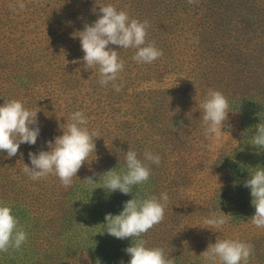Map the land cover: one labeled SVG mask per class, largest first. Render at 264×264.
<instances>
[{
	"label": "rangeland",
	"instance_id": "1",
	"mask_svg": "<svg viewBox=\"0 0 264 264\" xmlns=\"http://www.w3.org/2000/svg\"><path fill=\"white\" fill-rule=\"evenodd\" d=\"M173 1V7L179 10V16L187 20L190 14L185 12L181 3L175 4V0ZM17 2L18 0H0V105L5 100H10L9 95L2 90L3 84H10L22 91L17 99L32 104L41 103L38 99H42L48 103L49 108L52 107L48 113L35 107L45 121L42 124L46 130L45 137L47 133L49 135L46 141L38 138L37 143L30 145V148L37 154L41 150H49L47 141H54L56 136L63 134L61 127H64L67 118L75 111L84 113L88 121L87 127L90 131H97L100 137L103 133L115 132V139L123 137L127 141L108 150L100 163L85 166L83 174L73 178L71 192L68 189L67 194H55L52 199L48 197L47 189L57 179L55 176L49 174L45 179L34 181L22 172L26 164L23 153L18 151L16 156L8 158L6 151L0 152V185L18 186L21 189L17 191L27 197L25 202L20 201L22 204L16 206V211L21 215L22 225L23 222L31 223L32 241L49 235L47 227H50L52 236L59 235L56 236L58 242L72 240V234L64 232L66 223L63 216L67 211L74 212L72 208H67L68 202L78 200L79 203H90L103 180L101 176L92 186L95 191H91L86 177L82 176L102 163L106 164L111 158H114L112 169L114 165L120 167L113 171L122 173L126 170L125 152L130 147L141 160L146 150L161 157L159 166L149 165L153 179L149 178L147 189L150 195L153 193L159 197L166 192L169 196L163 222L159 223L158 229L153 233L149 232V238L156 237L153 242L147 243L148 247L163 248L170 258L175 257V264H205L200 254L206 250L209 242L215 243L217 236H221L252 244L254 254L250 258V264H264V228L255 227L250 220L255 210L250 217L243 219L236 215L237 221L234 222L232 215L235 214L232 213H236V208L230 205V199H234L237 181L227 184L223 181L224 178L216 176L212 170L213 174L208 172L206 168L211 165L222 139L230 134L221 133L211 139L204 135L202 114L197 113L199 103L205 98L204 69L198 68L199 64L194 62H198V56L192 52V56H188L190 49L195 47L194 36L187 33V29L181 28L180 24L166 26L172 30L178 27L179 30L184 29L182 32L178 30L174 34L177 38H173V34L159 20H153L159 23L161 31L156 35L148 34L146 40L155 41L156 47L163 50V56L151 64L130 60L132 48L120 49L117 45H109L118 51L119 58L125 61V67L118 74L117 80V83L123 84L122 90L116 92L112 87L102 91L103 99L114 96L108 99L112 105L106 107L102 102H96L97 97H100L98 67L86 69L81 58L83 56L79 58L75 55L79 46L81 47L80 40H76L77 30L98 18V5L111 4L117 10L119 7V10L124 11L132 9L131 16L147 20L151 15L152 19H156L155 15L164 2H153L151 8L155 7L156 10L152 14L148 8L143 14L145 0H125L124 3L121 0H23V10H11L9 5ZM195 3L202 5L201 0H196ZM230 7H233L232 3L225 5V12ZM175 8H171L170 22L178 21ZM88 10L93 12L92 16L87 14ZM243 26L240 27L237 44L229 37L233 47L241 45L242 48L239 49L244 48L257 57L262 56L264 41L260 44L259 39L264 28L252 27L253 37L250 28L242 32ZM158 40L164 47L159 45ZM19 52L23 53L22 58L18 56ZM237 55L244 59V55ZM9 69L14 71L9 72ZM213 69L218 71V82L237 89L232 84V71L228 67ZM21 72L23 77L18 82H24L25 86L16 81H7L10 78L17 80ZM248 86L252 91L257 89L256 78ZM247 92H250L248 88ZM53 103L56 108L51 105ZM116 103L121 108L126 107L124 115L122 110L116 108ZM237 118L240 119L239 114ZM215 139L219 140L217 145L212 142ZM98 141L99 138L95 143ZM19 150H22L21 146ZM27 157L31 167L29 156ZM14 167L23 168L13 172ZM196 183L205 184V190L193 192L192 187ZM214 190L220 195L230 193L231 197L222 202H201L204 197H211ZM9 196V193H0V201H6ZM213 214H226V223L213 231L203 228V219ZM86 233L89 234L88 231Z\"/></svg>",
	"mask_w": 264,
	"mask_h": 264
},
{
	"label": "trees",
	"instance_id": "2",
	"mask_svg": "<svg viewBox=\"0 0 264 264\" xmlns=\"http://www.w3.org/2000/svg\"><path fill=\"white\" fill-rule=\"evenodd\" d=\"M35 1V0H34ZM159 2L160 0H145L146 5L144 6V12L147 8L152 11L156 10L155 7L151 8L153 2ZM125 0H121V3H124ZM130 2V0H128ZM164 5H162L158 11V14L155 15L156 19H152V15L147 18L149 22L148 33L151 35H156L161 31V26L159 23L153 20H159V22L168 29L169 32L173 34V38H177L174 35L178 32L179 27L176 29H171L166 26H175L180 24L181 28L187 29L190 35L194 36L195 47H192L189 51L188 56H192L191 52L198 56L199 64L197 66L200 69H204L205 75V84L204 92L205 97L209 89L218 90L224 94L229 101V113L228 119L225 122V126L222 128V133L230 134L226 135L220 147H218L214 158L211 160V165L207 166L208 172L211 170L215 175L220 178H224V182L227 184L232 181H237L236 192L234 199H230L231 206L236 208V213H232L234 222L236 215L243 219L244 217H250L255 208L252 206V196L251 190L244 187V182L250 178V174L254 173L257 168H264V149H257L253 146L252 137L257 134L256 126L261 122H264V54L260 57L248 53L241 45L236 48L233 47V44L229 37H232V40L237 44V38L239 37L240 27L243 26L242 32L247 28H250L252 34V27L264 28V0H201L202 5L196 3L189 4L188 0H175V4L178 3L182 5L185 12L189 15V18L185 20L182 16H179V10L174 6L173 0H162ZM161 2V3H162ZM169 2V4H168ZM233 4V7L228 8L229 11L225 12L224 6L227 4ZM118 7V6H117ZM174 10L178 17V21H171L172 9ZM119 10V7H118ZM131 10H128V14L131 18H136L141 22L145 21L146 18H138L131 16ZM90 16L93 15V12L88 10L87 14ZM192 23L190 27L189 24ZM84 26L77 30V35L79 31H82ZM184 29H180L179 32H182ZM174 32V33H173ZM254 37V34H252ZM79 39L76 37V40ZM264 33L261 32L259 42L263 44ZM159 45L164 47L162 43L158 40ZM244 46V45H243ZM136 49H133L130 56L135 54ZM252 51L255 49L252 48ZM244 55V59H241L237 54ZM20 58H22L23 53H17ZM235 54V55H234ZM76 57L84 56V52L81 47L77 52H75ZM82 58V57H81ZM134 61V60H132ZM222 66L228 67L232 72V84L237 89H231L230 86H226L224 82L217 81L218 71L213 68H220ZM14 71V69H9ZM23 77L21 72L17 80L10 78L7 81H16L18 84L24 85L25 83H19L18 81ZM256 78V83L258 88L251 90L248 86L250 83H253V79ZM255 82V81H254ZM247 85V86H246ZM104 88H112V85L102 86L98 85V93L100 97H97L96 102H102L106 107L110 104L108 99L114 98L111 96L109 98L103 99L102 91ZM247 88L250 92H247ZM2 90L9 95V99H16L22 102L25 108L29 110H35V107H38L43 112H51L52 107H48V103H45L44 100L38 99L41 103L32 104L26 101L17 99L22 95V91L19 87L13 86L10 84H3ZM205 99V98H204ZM108 100V101H107ZM203 101V100H202ZM201 101V102H202ZM117 104V109L122 110L123 115L125 114L124 110L126 107H120L119 103ZM55 108L57 107L54 103L51 104ZM201 109L197 112L198 115L201 113ZM202 114V113H201ZM237 114L240 115V119L237 118ZM37 113V125H32V127L39 126L40 135L38 138L47 140L45 137L46 130L42 125L44 123ZM103 133L99 138V141L96 142V150L92 152L88 161L84 163L81 167L77 176H81L85 166H90L94 163H100L103 159V155L108 150H113L117 148V145L125 144V139L123 137L118 140L113 136L115 132ZM214 145L219 143L218 139L212 140ZM21 149L19 153H23V159L26 164L27 155L29 152H34L28 144H21ZM2 154V153H0ZM106 164L103 163L90 171L88 174L82 177H93L94 181H98L104 173L109 170H112V163L114 158L108 160ZM12 165L14 164L11 163ZM30 167V166H29ZM23 167H14L12 168L13 172H16ZM114 170L120 169L119 165L113 166ZM23 170V169H22ZM23 172V171H22ZM212 173V172H211ZM213 174V173H212ZM2 176H5L2 174ZM55 176V175H53ZM52 181L47 189L48 197L52 199L53 195L67 194L71 192V187L65 189L59 178ZM150 177L153 179L152 174ZM39 180H37L38 182ZM87 182V181H86ZM94 183H89V190H93L92 186ZM103 185L98 186L97 192L93 194V198L90 203H79L78 200L69 201L67 208H72L73 213L66 212L64 214V221L66 223V229L64 232L67 234H72V240L58 242L56 236L50 234V227H47V232L49 235H44V239H36L32 241V228L30 222H23L21 220V215L16 211V206H20L22 203L27 200L25 195L20 194L17 189H21L18 186L12 184L0 185V193L5 194L9 193L10 196L6 201H0V205L9 206L12 209V214L18 219L19 226L24 229L27 233V241L21 246L19 250L10 249L7 253L0 252V264H128L130 256L126 253L125 249L132 244V238L127 239H117L109 235L106 229V220L105 216L108 213L113 215L119 214L123 210L124 203L130 199L136 198L138 200L146 199L150 196L149 190L147 189L148 181L140 184L139 186L133 189L131 194H122L119 191L114 193L107 192ZM193 192L204 191L206 185L193 184ZM198 189V190H197ZM67 196V198H69ZM231 195L225 194L220 195L213 191V195L209 198L204 197V201H214L222 202L230 198ZM19 200V201H17ZM21 201V202H20ZM200 203V202H199ZM31 206V201H30ZM51 215V221H52ZM56 218L53 219V224H55ZM233 222V221H232ZM160 224L155 225L150 229L146 234H143L140 239H144L149 242H153L154 237H150L149 232L153 233L154 230H157ZM76 226V228H75ZM86 231L89 232L87 235ZM136 238H133L135 241ZM162 240V238H161ZM147 246V244H146ZM148 247V246H147ZM165 256L170 258L167 255V252L164 250ZM172 258V257H171ZM178 264V262L176 263Z\"/></svg>",
	"mask_w": 264,
	"mask_h": 264
},
{
	"label": "clouds",
	"instance_id": "3",
	"mask_svg": "<svg viewBox=\"0 0 264 264\" xmlns=\"http://www.w3.org/2000/svg\"><path fill=\"white\" fill-rule=\"evenodd\" d=\"M196 0H188L189 4ZM15 11L23 10V0L9 5ZM98 18L91 24L86 23L77 36L84 52L82 62L86 69L98 67L99 84L107 86L111 83L116 92L122 90L123 84L117 83L118 74L123 71L125 61L120 59L118 51L109 45H117L120 49H136L132 60L137 63L151 64L163 56V50L155 45V41L147 42L149 22H141L131 18L127 11L117 10L114 5H98ZM96 12V9H93ZM80 62V61H76ZM198 96V95H197ZM196 96V97H197ZM195 97V99H196ZM202 110L201 118L206 138L218 137L228 119L229 101L218 90L209 89L205 99L199 103ZM37 111L24 107L16 99L5 100L0 105V152L6 151L8 158L17 155L21 144L35 145L40 135L37 125ZM88 121L82 111H75L67 118L62 135L54 141H47L49 150L39 153L29 152L31 167L25 164L23 172L32 180H41L55 175L62 186L68 189L72 186L73 178L88 161V157L96 150L95 140L100 138L95 130H89ZM257 134L252 137V145L264 149V122L256 126ZM95 137V140L93 139ZM145 161L149 163H145ZM161 157L151 151L143 153V160L130 147L125 152L126 170L122 173L109 170L103 174L102 187L109 193L116 191L131 194L137 187L149 180L150 164L159 166ZM88 183H97L93 177L86 178ZM244 187L251 190L254 215L250 218L257 228H264V168H257L250 178L244 182ZM169 201L166 192L159 197L153 195L146 199H130L124 203L123 210L113 215L106 214L105 231L114 238H132L131 246L125 249L130 256L128 264H175V257L167 258L163 248L147 247V241L140 239L155 225L163 222L165 209ZM223 213V212H222ZM226 223V214L211 215L203 219V228L213 231ZM217 232V231H214ZM133 238H136L135 241ZM27 241V233L19 226L18 219L12 214V209L0 205V252L7 253L10 249L19 250ZM254 246L250 243L227 239L217 236L216 242H209L200 256L205 264H250Z\"/></svg>",
	"mask_w": 264,
	"mask_h": 264
}]
</instances>
